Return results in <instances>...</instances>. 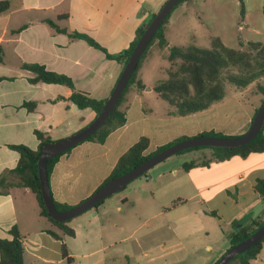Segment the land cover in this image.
I'll return each mask as SVG.
<instances>
[{"label": "crops", "instance_id": "1", "mask_svg": "<svg viewBox=\"0 0 264 264\" xmlns=\"http://www.w3.org/2000/svg\"><path fill=\"white\" fill-rule=\"evenodd\" d=\"M8 1L9 10L0 14V177L19 162L11 145L22 144L36 151L40 141L35 131L55 141L80 131L97 116L90 108L79 109L70 100L73 91L67 86L31 83L34 74L23 65L45 66L70 77L76 90L107 100L123 65L69 34H85L108 53L119 54L131 46L167 0ZM173 17L166 23L165 51L176 46L167 37ZM48 20L67 33L56 31ZM164 50L152 45L146 54L137 75L144 89L131 87L120 107L125 125L105 142L85 141L59 158L49 176L54 201L76 206L89 198L141 138L148 139V155L182 137L221 133L198 118L227 103V95L209 109L188 116L171 115L174 108L159 102L154 91L157 81H152L150 72L165 61ZM25 103H35L34 110L24 107ZM247 104L241 106L243 121L221 134L241 136L249 130L261 102L255 98ZM173 157L99 207L70 220L66 226L74 236L41 215L30 189L13 187L0 192V238L13 239L10 231L17 228L24 264H215L230 249L228 237L234 222L249 217L248 229L264 222V201L254 189L256 180L264 179V152L243 158L255 161L253 168L245 171L235 160L239 156L218 161L213 152L211 159L193 161L197 166L189 170ZM207 161L208 166L200 165ZM63 247L70 261L63 257ZM250 264H264V244Z\"/></svg>", "mask_w": 264, "mask_h": 264}, {"label": "trees", "instance_id": "2", "mask_svg": "<svg viewBox=\"0 0 264 264\" xmlns=\"http://www.w3.org/2000/svg\"><path fill=\"white\" fill-rule=\"evenodd\" d=\"M185 1L187 0H181L166 17L143 53L137 68L133 72L122 96L119 99L118 104L107 119L106 123L86 141L103 143L113 131L125 125L126 116L125 113L120 109L121 104L123 103L125 96L131 87L135 86L137 89H144L142 82L137 79L138 71L142 65V62L150 47L155 43L156 40H158L159 47L161 49H164L168 45L165 39L164 26L170 19L171 14L177 8V6ZM241 5L243 6L242 0ZM9 8L10 3L8 0H0V14L7 12ZM155 15L156 14L152 15L144 27L139 31L131 46L119 54L108 53L93 38L85 34L75 32L69 34V36L72 39L85 40L90 46L104 52L108 59L121 63L124 68L140 38ZM47 23L56 29V31L67 33L65 29H60L54 22L48 20ZM168 60L171 63H174L175 61L179 62L175 65L176 68H170L167 71L166 79L156 83L154 91L160 96L162 100L174 108V111L171 112V115L174 116H188L199 113L209 109L213 104L222 101L226 96V82L237 86L238 88H246L253 82L264 78V42H251L249 43L248 51H242L227 47L220 38H213L211 40L210 48L207 49L196 46H190L186 48L174 46L170 48ZM1 61L2 53L0 51V62ZM23 68L31 71L34 74V76L29 79V81L33 84L40 82L47 84H60L72 89L73 94L70 100L75 105H77L79 109L90 108L98 115L107 101L96 100L90 97L88 94L76 90L74 81L70 77L64 74L49 71L45 66L38 64H24ZM230 69H233L234 71H230ZM0 81H2L1 77ZM259 91L264 95V86H259ZM263 104L264 99L260 106L256 109L254 116ZM24 107L30 111H33L35 108V103H25ZM35 134L40 141L39 148L36 151L22 144L10 146L11 149L18 152L20 159L15 169L5 172L0 177V192L5 193L6 190L13 187L30 189L36 196L41 209V215L46 217L52 224L61 229L66 235L74 236V231L66 226L69 221L57 222L53 220L45 208L41 196L40 181L38 176V159L43 147L46 144L53 142V140L39 131H35ZM199 136L231 137L213 131L204 132ZM186 139L189 138L182 137L171 144L160 147L154 153L146 155L145 152L148 149L149 142L147 138H141L120 157L111 175L106 179L103 185H105L110 180L129 172L135 167H138L152 156ZM204 148L206 147L191 148L179 152L177 155ZM212 149L214 150V158L218 161H225L235 156L246 158L252 153H262L264 152V127L257 137L245 146L239 148ZM71 150L72 149L48 161L47 173L49 176L59 158L62 155L69 153ZM209 164L210 161L200 163L202 166H208ZM195 166H197L195 162H190L185 163L183 168L185 170H189ZM8 175L12 176L11 180L7 179ZM254 189L264 201V179H257ZM54 202L56 209L60 212L67 211L74 207L59 204L56 201ZM103 203L104 201L100 202L95 208L99 207ZM248 221H250L249 217L233 223L234 231L228 237L230 241V248L249 238L264 224V222L255 223V227L253 229H248L246 226ZM10 233L13 236V239L8 240L0 238V264H24V246L22 243V236L16 227L12 228ZM50 234L54 238H60L54 232H50ZM263 244L264 239L232 261L239 259L240 264H250V262L256 259L260 254ZM62 255L67 260H71L65 247H63ZM232 261H230L228 264H231Z\"/></svg>", "mask_w": 264, "mask_h": 264}, {"label": "rangeland", "instance_id": "3", "mask_svg": "<svg viewBox=\"0 0 264 264\" xmlns=\"http://www.w3.org/2000/svg\"><path fill=\"white\" fill-rule=\"evenodd\" d=\"M242 3L243 6L241 0H187L179 4L171 14V17L174 16L172 19L174 24L168 27L167 37L178 47L196 46L203 49L210 48L213 38H220L227 47L248 51L249 43L264 42V0H242ZM164 27L166 34V24ZM153 45L156 50L159 49L158 40ZM169 52L170 49L161 52L165 61L159 67L155 66L150 72L153 82L164 80L167 78V71L170 68H176L175 65L179 61L171 63L168 60ZM161 67H164V72ZM230 71L234 70L230 69ZM249 86L247 93H244V88H238L226 82V100L229 101L209 111L203 117H199L198 120L216 127L221 133L224 129L237 126L244 119L241 106L248 105L247 103L255 98L260 99V102L264 99V95L259 91V86H264V78ZM158 100L161 104L166 105L165 101ZM60 139L63 138L55 139V141ZM213 152L212 148L206 147L176 154L173 160L179 163L181 161L183 166L185 163L211 159ZM235 160L242 163V171L252 169L255 163L253 157L247 161L241 157H237ZM238 262H240L239 259H236L231 264H238Z\"/></svg>", "mask_w": 264, "mask_h": 264}, {"label": "water", "instance_id": "4", "mask_svg": "<svg viewBox=\"0 0 264 264\" xmlns=\"http://www.w3.org/2000/svg\"><path fill=\"white\" fill-rule=\"evenodd\" d=\"M180 1L181 0H167L160 8V10L156 13L155 17L152 19L151 23L149 24L135 49L133 50L116 86L107 99L103 109L96 116V118L88 126L81 129L80 131L63 139L48 143L43 147L38 159V176L40 181L41 196L45 208L47 209L53 220L57 222H67L95 208L97 204L106 200L117 192L124 190L135 179L145 175L154 167L166 161L168 158L178 154L179 152L198 147L239 148L250 143L262 131L264 127V104L258 109L256 115L252 120L249 130L245 134L236 137L198 136L183 140L152 156L143 164L135 167L134 169L121 175L120 177L110 180L89 198L74 206L73 208L62 212L56 209L54 198L51 193L49 175L47 173L48 161L85 142L106 123L107 119L118 104L119 99L122 96L133 72L137 68V65L147 46L151 42L152 38L158 31L159 27L162 25L166 17ZM263 239L264 224L249 238L239 243L238 245L231 247L215 264H228L230 261L240 256L251 247L261 242Z\"/></svg>", "mask_w": 264, "mask_h": 264}]
</instances>
